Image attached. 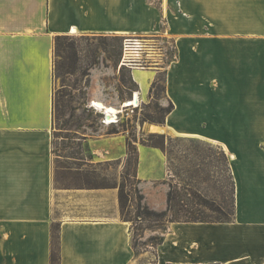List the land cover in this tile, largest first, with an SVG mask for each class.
Instances as JSON below:
<instances>
[{
    "label": "crops",
    "instance_id": "crops-1",
    "mask_svg": "<svg viewBox=\"0 0 264 264\" xmlns=\"http://www.w3.org/2000/svg\"><path fill=\"white\" fill-rule=\"evenodd\" d=\"M87 34H161L174 43L166 69L132 70L137 95L147 101L164 71L163 98L174 108L152 125L225 150L236 185L232 221L170 222L163 242L135 250L120 206L125 129L86 136L91 163L118 162V181L56 182L54 41ZM137 145L144 203L163 210L168 157ZM55 223L59 264H264V0H0V264H53Z\"/></svg>",
    "mask_w": 264,
    "mask_h": 264
},
{
    "label": "rangeland",
    "instance_id": "rangeland-1",
    "mask_svg": "<svg viewBox=\"0 0 264 264\" xmlns=\"http://www.w3.org/2000/svg\"><path fill=\"white\" fill-rule=\"evenodd\" d=\"M142 35L157 37L160 39L161 43L166 46L168 52L171 53L168 64H165L166 67L172 63V61L176 60L174 43L168 39L167 36L161 34ZM123 36L124 35L121 34H87L74 36L76 38V48L81 50V64L84 66L91 62H96V64L91 69V83L89 86L85 87L87 90V97L85 99L82 98L80 90L73 88L78 81L79 85L84 86V78L80 77L79 72L76 75L67 74L55 77V94L65 89L73 92L74 98L71 104L79 108L75 110L74 120H76L77 123V119L80 120L83 118L84 121L82 120V122L86 124L78 131V134H76L73 131L61 128L63 127L62 120L68 118L67 115L57 120L54 114V134L58 135L55 137V149L58 154H64L68 151H80L84 157V155L86 156L88 153L84 148L79 147V144H84L83 140H80V137L98 135L99 133L109 132L111 130L112 123H104V115L100 111L101 109H97L92 105L94 101L105 100L108 103L117 102L119 104L118 101L120 99L124 100V102L129 99L130 91L124 87L120 81L123 72H125L128 77L131 73L130 69L119 67ZM110 43L115 46V55L108 52V44ZM158 75L165 77L164 71ZM131 95H133V92ZM147 96L148 91L145 97ZM163 97L164 94L160 97L153 95L150 96L147 101L143 99V102L138 106H120V109H118L120 112H118L119 120H116V124H113L120 129H125L128 131V134L131 129L136 128L138 136L142 137V140L145 141H148L152 134L164 135L165 146L170 152L171 158L169 164L171 170L169 177L165 181L168 189L169 184L180 182L184 186H192L201 197L214 201L217 205L220 203L230 207L232 204L233 182L230 170H228L225 159L220 153L217 144L200 138H187L172 135L167 132L166 129L157 128L158 130H153L152 124L157 122L142 120L145 113L153 112L156 103L161 106H168L169 102L164 100ZM133 125H135V127H133ZM77 127V125H72L71 128L76 129ZM81 162L82 161H77V163ZM84 166L92 171L97 180L105 179L108 183H114L115 180H119L118 162L88 163V165ZM130 180L133 184L128 183L124 176L121 177L120 182L125 183L126 192L131 193L133 198H135L134 189L140 187L141 184L137 179L131 178ZM130 188L133 189L132 192L128 191ZM161 197V194L157 192L151 194V199L156 206L160 205L162 200ZM131 200L132 197H129L127 205L123 209V213H121L123 219L130 216L134 217L136 213V200ZM203 210L205 211L203 214L208 218H217L221 216L212 209L203 208ZM129 222L131 224L132 235L134 234V229L132 227L142 225V229L137 231L138 251L145 250L150 246L154 247L158 238L165 232L164 227L168 225L165 221L143 223Z\"/></svg>",
    "mask_w": 264,
    "mask_h": 264
},
{
    "label": "trees",
    "instance_id": "trees-1",
    "mask_svg": "<svg viewBox=\"0 0 264 264\" xmlns=\"http://www.w3.org/2000/svg\"><path fill=\"white\" fill-rule=\"evenodd\" d=\"M76 38L70 35H57L55 37V49H54V77L62 75H76L80 73V77L84 78V86L79 85V81L75 83L73 87L76 90H80L82 98L87 97V90L85 87L89 86L91 83V69L96 64V62H91L90 64L84 66L81 64V50L76 48L75 45ZM108 52L112 55H115V46L114 44H108ZM122 55V44L120 51V59ZM119 59V62H120ZM127 68V67H122ZM130 69V68H127ZM131 73L128 77L125 72L122 73L120 78L121 83L124 87L129 89L130 96L129 99L134 96V93L139 90L138 83L134 80ZM165 73V72H164ZM166 90V74L165 77L157 75L155 81L152 83L150 88V96L155 95L160 97L162 94H165ZM133 92V95H131ZM132 96V97H131ZM74 98L73 92L68 89L61 90L53 96V113L56 116V119H62L63 116H68L62 120L61 128L73 131L78 134V131L85 126L86 124L82 122L83 118L80 120L75 118V110H78V107H75L71 104L72 99ZM127 99V100H129ZM174 104L172 101L169 102L168 106H161L156 103L154 105L153 112H147L143 115L142 120H149L151 122L164 123L167 115L173 110ZM104 115V114H103ZM84 121V120H83ZM72 125H77L76 129L71 128ZM136 125V124H135ZM133 125V127H135ZM119 128L112 123V128L108 132L110 134L117 133ZM58 136L54 134L53 139V153L55 156V170H56V182L59 185L63 186H80V187H98V186H109L112 183H108L105 179L97 180L92 171L88 170L84 165L91 163L93 159V154L89 148V145L86 141V136H81L80 140H83L84 144H79L80 148L88 153L86 156L80 151H68L64 154H58L55 149V137ZM141 140L143 143L159 147L162 149L168 157V166L170 168V152L166 149L165 146V137L163 134L157 135L152 134L148 141L142 140V137H139L136 128L130 130L127 138V157L125 162V168L122 177L125 176L127 182H131L132 179H137V165L139 162V151L137 142ZM212 144V143H211ZM84 145V146H83ZM212 146V145H211ZM220 153L223 155L227 168L230 170L231 178L233 182L232 186V204L227 206L226 204H216L214 201L207 200L206 198L201 197L192 186L182 185L179 183L169 184V189L167 191V207L163 210H158L150 207L144 203L145 196L142 193L140 187L135 188V198L131 193L126 192L125 183H120V206L121 213L127 205L129 197H132L131 201L136 200V213L133 216L124 218L126 221L132 222H159L165 221L168 224L175 221H186V222H230L235 217L236 209V185L231 172V167L229 164L228 155L221 146L217 145ZM88 159V160H87ZM64 160V161H63ZM72 160V161H70ZM77 161H82L77 163ZM128 191L132 192L133 189L130 188ZM203 208H209L213 211L218 212L221 216L217 218H208L203 213L205 212ZM168 225L164 227V230H167ZM134 234L132 237L133 247L137 250V231L142 229V225L133 226ZM60 225L55 223L52 226V240H53V253H52V263L59 264V237H60ZM164 233L158 238L156 245L163 242ZM138 251V250H137Z\"/></svg>",
    "mask_w": 264,
    "mask_h": 264
},
{
    "label": "built area",
    "instance_id": "built-area-1",
    "mask_svg": "<svg viewBox=\"0 0 264 264\" xmlns=\"http://www.w3.org/2000/svg\"><path fill=\"white\" fill-rule=\"evenodd\" d=\"M170 56L171 53L168 52L166 46L162 44L157 37L142 34H127L123 36L122 40V55L119 67L125 66L132 70H163L167 68L165 64H168ZM136 95L137 92L134 93L133 97ZM141 102L142 101L139 98V105ZM123 104H125V102ZM107 115L106 112L103 118L104 123H106ZM116 116L115 119L118 121V114Z\"/></svg>",
    "mask_w": 264,
    "mask_h": 264
},
{
    "label": "bare ground",
    "instance_id": "bare-ground-1",
    "mask_svg": "<svg viewBox=\"0 0 264 264\" xmlns=\"http://www.w3.org/2000/svg\"><path fill=\"white\" fill-rule=\"evenodd\" d=\"M93 106H95L97 109H101L104 113L107 112V120L105 121L106 123H113L116 122V115L119 112L118 109L114 108L113 106H104L103 102L101 101H94ZM125 105H134V106H138L139 105V97L138 95H136L135 97H132L131 99L127 100L125 102ZM111 107V109L109 108ZM152 129L153 130H158L157 127H155L154 125H152Z\"/></svg>",
    "mask_w": 264,
    "mask_h": 264
},
{
    "label": "water",
    "instance_id": "water-1",
    "mask_svg": "<svg viewBox=\"0 0 264 264\" xmlns=\"http://www.w3.org/2000/svg\"><path fill=\"white\" fill-rule=\"evenodd\" d=\"M111 109V107H109Z\"/></svg>",
    "mask_w": 264,
    "mask_h": 264
}]
</instances>
